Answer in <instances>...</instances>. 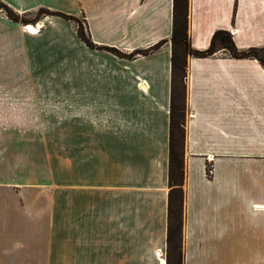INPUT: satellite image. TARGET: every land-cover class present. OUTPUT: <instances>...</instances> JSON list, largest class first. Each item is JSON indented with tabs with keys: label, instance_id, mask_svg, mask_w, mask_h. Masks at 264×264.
<instances>
[{
	"label": "crops",
	"instance_id": "0c3cea01",
	"mask_svg": "<svg viewBox=\"0 0 264 264\" xmlns=\"http://www.w3.org/2000/svg\"><path fill=\"white\" fill-rule=\"evenodd\" d=\"M0 1L33 20L0 11V264H166L173 0ZM187 23L195 50L264 48V0ZM185 83L182 264H264V68L219 50Z\"/></svg>",
	"mask_w": 264,
	"mask_h": 264
},
{
	"label": "trees",
	"instance_id": "16d2710c",
	"mask_svg": "<svg viewBox=\"0 0 264 264\" xmlns=\"http://www.w3.org/2000/svg\"><path fill=\"white\" fill-rule=\"evenodd\" d=\"M188 1L189 0H173V32L170 36L172 47L171 52V87H170V139H169V189L168 191V209H167V261L166 264H182V227L184 224V163H183V140L185 139V105H186V70L187 57L205 58L211 57L219 50L224 51L233 59L257 60L264 68V60L260 58V54L264 52V48H250L246 51L236 47L232 40V35L226 30L216 31L210 40L207 49L199 51L192 48L188 33ZM0 11H3L7 18L17 23H29L33 20H27L19 17L11 8L1 3ZM42 15H52L74 21L77 23V36L86 44L87 47L95 48L96 46L90 41L84 25L77 18L62 13H53L52 11L41 9L36 14V18ZM167 40H161L144 51H133L125 56L117 52V50L98 47L108 52H113L127 59L135 55H145L148 52L159 50ZM260 53V54H259Z\"/></svg>",
	"mask_w": 264,
	"mask_h": 264
},
{
	"label": "rangeland",
	"instance_id": "374dc122",
	"mask_svg": "<svg viewBox=\"0 0 264 264\" xmlns=\"http://www.w3.org/2000/svg\"><path fill=\"white\" fill-rule=\"evenodd\" d=\"M43 16V15H42ZM45 16V15H44ZM71 17V16H70ZM65 19V18H64ZM68 20V19H67ZM77 20L80 22V23H82L83 25H84V28H85V30L87 31V29H86V27H85V24L81 21V19H79V18H77ZM74 22V21H73ZM76 23V22H75ZM76 25H77V23H76ZM260 54V53H259ZM260 58H262L263 60H264V52L263 53H261L260 55Z\"/></svg>",
	"mask_w": 264,
	"mask_h": 264
},
{
	"label": "bare ground",
	"instance_id": "6f19581e",
	"mask_svg": "<svg viewBox=\"0 0 264 264\" xmlns=\"http://www.w3.org/2000/svg\"><path fill=\"white\" fill-rule=\"evenodd\" d=\"M27 29L30 30L31 32H34V33H35L36 31H38L37 28H35V27L31 26V25H28V26H27ZM27 33H28V32H27Z\"/></svg>",
	"mask_w": 264,
	"mask_h": 264
}]
</instances>
